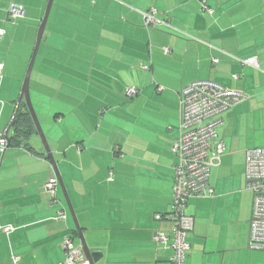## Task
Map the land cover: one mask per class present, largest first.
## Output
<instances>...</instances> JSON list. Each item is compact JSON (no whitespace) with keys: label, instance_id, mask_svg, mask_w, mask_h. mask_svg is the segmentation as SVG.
I'll return each mask as SVG.
<instances>
[{"label":"crops","instance_id":"obj_1","mask_svg":"<svg viewBox=\"0 0 264 264\" xmlns=\"http://www.w3.org/2000/svg\"><path fill=\"white\" fill-rule=\"evenodd\" d=\"M48 1L0 0V133L12 122ZM10 5L23 17L7 20ZM150 11L165 25L145 27ZM38 55L30 100L43 113L86 246L102 256L96 264H170L171 240L166 247L153 236L171 239L175 228L171 147L181 89L212 80L264 98V0H53ZM250 58L258 69L241 63ZM249 107L222 115L217 136L225 151L210 173L213 195L185 207L193 227L184 264H225L248 248ZM51 177L35 131L0 152V264H60L68 235L81 246L59 186L55 202L43 190ZM62 209L65 219L57 216Z\"/></svg>","mask_w":264,"mask_h":264},{"label":"built area","instance_id":"obj_2","mask_svg":"<svg viewBox=\"0 0 264 264\" xmlns=\"http://www.w3.org/2000/svg\"><path fill=\"white\" fill-rule=\"evenodd\" d=\"M212 12L209 11V14ZM23 17L20 7L10 5L6 10V18L15 21ZM144 25L147 28H158L165 25L157 19L154 11L143 14ZM5 32L0 29V40ZM164 51H168L164 49ZM217 60H213L216 63ZM258 69L256 58L244 61ZM0 62V78L3 71ZM137 93L135 88H128L129 97ZM243 101L240 93L225 89L220 84L202 80L191 82L180 92L179 100V136L173 141L171 152L176 161L173 165L174 177L172 185V203L170 217L175 221L172 238L163 232H156L153 236L157 244L172 250L170 264H184L186 253L190 245L186 237L193 227V219L185 215V207L190 198L211 197L212 189L209 186V176L212 166L218 165L224 143L218 139L217 130L222 126V115L231 107ZM8 145L7 138L0 133V152ZM245 154L246 188L251 192L248 248L264 252V148H252ZM56 177L48 178L43 185L44 192L49 198L56 201ZM58 218L65 219L62 209L57 213ZM160 220L159 215L155 216ZM7 231V230H5ZM61 248L64 259L60 264H89L81 246L73 242L72 236L64 237Z\"/></svg>","mask_w":264,"mask_h":264},{"label":"rangeland","instance_id":"obj_3","mask_svg":"<svg viewBox=\"0 0 264 264\" xmlns=\"http://www.w3.org/2000/svg\"><path fill=\"white\" fill-rule=\"evenodd\" d=\"M39 59H40V55H38V57L36 59V62H35V65H34V72L32 73L31 81H33V77H34V75L36 73V68L39 65ZM241 63L244 64V60L241 61ZM213 65H216V64L213 63ZM247 66H250V65L247 64ZM139 67L141 69H146L147 65L140 64ZM250 67H252V66H250ZM214 70H216V67H214ZM227 78H230V77L228 76ZM231 78H232V81H235L236 79H238L237 76H232ZM208 81H212V80H208ZM246 87L248 89V87H250V85H247ZM250 88L248 89L247 92L240 93L243 96V101L242 102L234 105L229 110H227V112H228L231 109H233L234 107H238V106L242 107L243 105L250 106V104H251V107L247 108V110L249 111V115H248L249 119L251 117V120H252V122L250 123V131H249V134H248L249 135L248 143H250V147H248L246 150L252 149V148H264V98L255 99L254 93L250 92V90H251ZM225 89H227V88H225ZM237 93H239V92H237ZM179 100H180V95H179ZM33 106H34L33 109H34V112H35L36 117L38 119V122L40 124V127L44 131L45 130V128H43L44 122H43L42 117L39 114V113H42V111H40V106L37 105V104H33ZM42 107L46 111V107H44V106H42ZM178 107H179V102H178ZM142 118L146 119L145 116H142ZM177 124H178L177 129H178V136H179V115H178ZM92 129L93 130L96 129V125L95 124L93 125ZM145 130H149V129H145ZM224 151H225V148H224ZM246 152L247 151H245V154H246ZM223 153H222V155H223ZM218 165L212 166L211 170H210V173H211L212 169L218 167ZM244 169H245V167H244ZM244 175H245V170H244ZM209 178H210V176H209ZM61 193H62V191H61ZM62 196L64 198L63 193H62ZM63 202L65 204V199H64ZM71 219H72V217H71ZM72 222L74 224L73 219H72ZM235 255H236L235 258H229L228 257L226 262H225V264H264V252H262V251H255V250H252V249H249V248L245 247V249L243 251L236 252ZM229 259H234L233 263L228 262ZM202 264H206V261H202Z\"/></svg>","mask_w":264,"mask_h":264},{"label":"water","instance_id":"obj_4","mask_svg":"<svg viewBox=\"0 0 264 264\" xmlns=\"http://www.w3.org/2000/svg\"><path fill=\"white\" fill-rule=\"evenodd\" d=\"M52 2H53V0H49L48 3H47L43 19H42V21L40 23V26H39V29H38L37 38H36L35 46H34V49H33V53L31 55L30 62H29V65H28V68H27V71H26V74H25V77H24V80H23V83H22L21 92H20V95H19L17 103H16V109H15V112H14V115H13V118H12V122L9 125V127L7 128V130L4 132V135H5L6 138H8V131L10 130V128H11V126L13 124V120H14V118H15V116H16L19 108H20V106L23 103L25 105L30 117H31V120H32L33 125H34L35 132H36L37 136L39 137L40 142L42 144V147L44 149L45 156H46L49 164L51 165V167L53 169L54 175H55V177L57 179L58 186H59V188L61 189V191H62V193L64 195L65 204H66V207H67V210H68L70 216L72 217V219L74 221L75 231H76V233L78 235V238H79V241H80V244H81V249H82V251L84 253V256H85L86 260L89 262V264H96L101 259L102 256H101L100 253H92V252H90L88 250L87 246H86V243H85L83 235H82V231H81V229H80V227H79V225H78V223L76 221V218H75V215L73 213V210H72L71 204L69 202L68 196L66 194L63 182H62V180L60 178V175H59V172L57 170L56 163L54 161L53 155L51 153V150L49 148V145L47 143L45 135H44V133H43L41 127H40V124H39L38 119L36 117V114L34 112V109H33V106H32L31 100H30V95H29L30 78H31L34 62H35V59H36V56H37V53H38V48H39L40 42L42 40V36H43L44 29H45V25H46V22H47V19H48V16H49V12H50V8H51V5H52Z\"/></svg>","mask_w":264,"mask_h":264},{"label":"trees","instance_id":"obj_5","mask_svg":"<svg viewBox=\"0 0 264 264\" xmlns=\"http://www.w3.org/2000/svg\"><path fill=\"white\" fill-rule=\"evenodd\" d=\"M10 137L7 138L8 147L24 144L29 135L35 131L31 117L22 103L11 126ZM73 233H75L73 231Z\"/></svg>","mask_w":264,"mask_h":264}]
</instances>
